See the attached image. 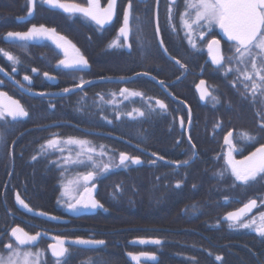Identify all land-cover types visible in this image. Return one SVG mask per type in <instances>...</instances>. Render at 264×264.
Instances as JSON below:
<instances>
[{
  "label": "trees",
  "instance_id": "obj_1",
  "mask_svg": "<svg viewBox=\"0 0 264 264\" xmlns=\"http://www.w3.org/2000/svg\"><path fill=\"white\" fill-rule=\"evenodd\" d=\"M8 23L9 27L0 28V45L3 43L2 35L17 25ZM77 31L73 27L68 37L73 41L80 39ZM192 55H195L194 59L199 58L197 54ZM225 55L227 58L230 53ZM153 60L164 61L158 51L153 53ZM187 60L189 58L181 61ZM223 63L224 67H202L199 78H194V74L189 72L195 68H188L187 75L169 86L177 102L169 103L165 114L151 105L153 97L158 95V88L153 82L146 84L147 91L141 89L148 100L137 98L132 100L131 105L129 101L104 96L102 87L98 86L94 91L100 96L91 94L85 99L73 97L55 100L23 99L7 87L6 91L23 103L27 110L31 111V108L25 105L26 101L32 103L33 109L41 108V111L37 121L31 123L36 128L20 137L17 136L18 128H15L17 123H14V127L12 122L5 124L0 121V127L5 126L4 131L0 130L1 141L44 142L53 136L63 140L74 137L90 142L88 146L95 149V155L91 154L93 157H98V148L103 146L100 150L105 155L100 157L104 160L95 163L97 167H93V163L72 170L74 174L96 172L93 181L97 185L96 199L103 208L81 218L88 227L87 231L77 230L68 236L87 238L91 233L93 238L102 239L105 243L98 248H72L67 264H131L125 252L155 253L156 261L153 264H264V237L254 231L230 229L227 222L221 221V217L237 204L257 198L256 194L263 187L259 177L247 185L235 182L224 163V137L230 131L233 133L235 158H241L264 144L261 117L257 114L258 110L264 109L260 104L251 102L250 94L247 99L242 96L246 90L236 79L235 71L225 73L228 67L235 69L236 62L229 64L225 59ZM240 67L243 68V65ZM170 71L171 74L174 72L171 68ZM112 73L96 62L89 71V77L103 78ZM154 75L169 78L157 72ZM198 79L205 82L211 93L204 102L200 101L196 92ZM96 81L102 80L93 82ZM213 96L216 100L212 99ZM132 108L141 110L144 115L128 116L127 112ZM183 111L187 114L190 112L192 119L186 135L178 130L175 119ZM166 114L169 116L165 117L169 132H164L167 129L162 127L163 115ZM243 132L250 133L256 139H244L241 135ZM65 145L61 143L56 151ZM131 146L141 147L163 159L142 166L117 164L119 153L129 152ZM67 156H70L68 152H57L48 157L58 159ZM185 160L187 164L183 163ZM176 161L181 163H174ZM104 164L111 167L102 172L100 168ZM49 170L48 176L43 179L35 175L37 171L34 169L30 171L16 167L8 185L20 194L22 189L27 190L30 195L23 198L33 209L38 203L36 200L41 198L45 210L60 215L57 207L63 200L60 184L66 182L60 180V174L70 171L57 170L55 164ZM18 172L21 175L18 176ZM2 184L4 181H0V189ZM11 199L0 196V233L10 222L7 211L2 208V201L11 209ZM135 238H155L161 240V244H127ZM217 255L222 260H216ZM46 264H52L49 257Z\"/></svg>",
  "mask_w": 264,
  "mask_h": 264
},
{
  "label": "flooded vegetation",
  "instance_id": "obj_2",
  "mask_svg": "<svg viewBox=\"0 0 264 264\" xmlns=\"http://www.w3.org/2000/svg\"><path fill=\"white\" fill-rule=\"evenodd\" d=\"M67 2H75L84 6L87 5V0H67ZM128 3L129 0H117L116 13L113 17V20L103 26H99L94 21L83 17V15L80 13L69 14L62 12L57 8H52L47 4L41 3V0H36L33 17L28 18L27 22H23L17 18L27 15L26 0H0V28H6L5 26L9 27L10 24L8 22L17 24L16 26H12V29H8L2 35L1 39L3 43L0 45V49L11 52L20 60V63L16 65L17 70L13 71V65L11 62H9L6 57L0 54V59L2 60L0 62V68L3 69V71H0V81H3V84L0 86V90H3L8 95H10L6 91L7 87H9L11 90L23 97V99L25 97L30 99L43 98L48 100L73 97H82V99H85L91 94L94 96H100V93L94 91L96 88L95 86H98L102 87L101 91L103 92L104 96L112 97L114 99H118L119 101H129V104L131 105L132 100H136L137 98L148 100V96L144 95L143 92H141V89L142 91H147L146 84L148 85L149 82H153L158 88V95L153 97V103L151 105H153L157 111L163 112L165 114L168 111L169 103L177 102V100L174 99V96L170 93L169 86L181 77L187 75L188 68H195V70L189 72L190 74H194V78H199L202 75V71L200 70L202 67L207 66L212 68L218 66L212 62V56L208 50L209 41L213 39L220 41V51L223 56L225 53H230L229 56L234 54L233 51H231V49L234 48L233 43L227 40V37L223 35L222 31L217 26H213L210 31L207 28L195 29L192 39L195 41L196 47H193L192 44L189 43L188 36L180 19L181 13L185 10L184 0H176L174 4L172 3V0H158V2L157 0H132L130 32L127 42L125 43L124 37L119 36V28L122 26L123 11L127 7ZM106 4L107 0H101L102 6H105ZM169 9H171V20L169 19ZM137 17H139V19H137ZM157 24L159 26V33L156 31ZM32 25H44L49 29L54 28L56 33L66 37L72 42V44L76 46V48L80 50V54H82L87 59L88 65L86 67L80 66L77 68H69L65 67L64 65H60L59 61L65 59L64 52H61L48 40H43L39 43L30 41L14 43L11 41L5 42L3 40V36L8 32L27 31ZM173 25H175V27H173ZM73 27L78 30L77 32L81 37L75 41L68 37V32H73ZM201 30L205 32L204 37L199 36V32ZM116 39H119L120 44L124 46L109 47L111 42ZM159 40H163L162 46L164 49H167L166 53L170 57H167L162 51ZM127 45H131V47H128ZM15 49H17L18 52L16 51L15 53ZM156 51L162 55L164 61L153 60V53ZM192 54H197L199 58L194 59L195 55ZM71 55H74V53L70 49L69 56ZM186 58H189V60L186 62L181 61L182 59ZM177 61H179V63H177ZM96 62L97 65H103L105 70L113 72V75L103 78L89 77V71L94 65H96ZM33 68L37 69L38 71L32 72L31 69ZM170 68L174 70L175 73L173 72L171 74ZM127 70H129V75H127ZM45 72L49 73L53 79L49 80L47 77H45L43 75ZM154 72L161 74L162 77L165 76L169 78H159L157 75H154ZM176 72H179V75H176ZM25 75L31 78V83L23 79ZM81 79L84 81H90V83H87L82 87H76V85L80 84ZM98 79H101L102 81L93 82ZM16 81H19L20 85H23V87L21 88L20 85L16 83ZM161 81H163V83H161ZM200 81L201 79L197 80L196 86ZM65 88L77 89L62 96H53L54 94L63 92V89ZM121 89H129L131 91L140 92L142 95L131 96L125 94L122 96L120 95ZM148 89L151 91V88ZM29 92L36 94L45 93V95H32ZM158 100L163 101L164 104L167 105V108L161 109L156 103ZM21 104L24 106L23 103ZM25 105L31 108V111L25 108L29 112V116L21 118L18 121H12L14 127L16 123L18 124L15 127L18 128L17 131H19L17 134L18 137L22 136L31 129L36 128L35 126L31 125V123L37 121V117L40 116L41 108L33 109L32 103L28 101L25 102ZM134 110L135 109L132 108L127 113L132 112L133 116H138ZM183 112H181L179 115L177 114L175 119L178 130L184 132L186 135L187 128L190 126L191 122H189V112L188 114ZM165 117H169L168 114L163 115L162 127L163 129H167V131L164 132H169L170 127L165 123ZM181 118H183L184 121L183 126L180 122ZM8 121H11V117H8ZM3 128H5V126L1 125L0 130L4 131ZM44 144L45 141L41 142L39 140L34 142H8L0 140V181H4V184L1 185L0 196L11 197V202L13 203V207L9 209L5 202L2 201V208L7 211L10 222L7 224L6 229L0 233L2 234L0 235V250H4V254L7 253V251L4 249V245L9 243L10 239H12L9 235L10 230L19 226L30 234H35L37 232L42 234V236L34 245L23 246V249L31 250L33 252H35L37 249L46 250L44 252L43 259L46 261L49 257L52 264H54V258L51 255V251L48 249V245L55 242L53 237L60 236L65 238V246L69 247V251L72 248H98L102 246L97 244H71V241L77 237H69L70 235L68 236V234L76 232L77 230H81L83 232L87 231L88 227H86L85 223L82 222L81 218L89 214H72L67 208V202L69 200L64 199L57 206L61 212L60 215L56 216L69 219L67 223L50 222L22 213L15 205V195L19 192L17 189L10 187L8 182L9 180L13 179L16 167L20 169L23 168V170L29 169L30 171L34 169L37 171V174L35 175H39L41 178L46 179L49 174L48 171H50L49 168H52L53 164L56 165L57 170L60 169L63 172L70 171L69 173L61 172V181L67 182L74 180V177L80 176L81 174H86L88 171L81 174H74L72 173V170L76 168H84V165L102 163L104 158L100 156L105 154L102 155L101 152L103 151L100 150L101 148H98V157H93V160L89 161L87 159V155L80 156L79 158L77 157L76 154L81 152V148L78 145L66 144L65 147L60 148L63 149V151H56L58 148H48L46 151H41V145ZM57 152H68L72 160L79 159L83 162L76 164L69 163L65 165L63 163V159L65 157L58 159L48 157L54 155ZM123 153H126L129 156L140 157L141 163L139 164L131 163V161L126 162V164L134 166H142L144 163H147L148 165L152 162L160 160V157H157L149 151L137 146H131L129 152ZM92 155H95V152L92 153ZM33 156L36 157L35 160L32 159ZM119 157L120 153L116 158L117 164H120ZM17 170L19 171V169ZM19 175L21 174L18 172V176ZM259 178L261 179L260 185L263 187L256 194L257 198H249L237 204L235 208L230 209L229 211L237 209L242 204H245L251 199H256L257 207L254 208L250 214H247L245 219H251L254 216L258 219V214L260 212H264V204H261V201L264 200V177ZM93 181L94 179L88 184V187L92 186ZM83 185L84 182L81 180L78 190H73L75 197L78 198V193H82L84 191ZM62 186L63 185L60 184L61 191L63 189ZM20 192V197L25 201V203L29 205L30 203H28L23 197L24 195L29 196L30 194L25 189H22ZM36 202L38 203H35V209L29 205L33 210L42 211L46 214H52L49 213L48 210H45L46 208L41 198H38ZM50 205L53 206L52 203H50ZM227 223L229 225L230 222ZM229 228L252 231L251 229L239 227L229 226ZM88 236L89 237L87 238H80L87 240H102L93 238L91 233ZM126 254L127 252H125V256ZM141 264H153V262L141 261Z\"/></svg>",
  "mask_w": 264,
  "mask_h": 264
},
{
  "label": "snow or ice",
  "instance_id": "obj_3",
  "mask_svg": "<svg viewBox=\"0 0 264 264\" xmlns=\"http://www.w3.org/2000/svg\"><path fill=\"white\" fill-rule=\"evenodd\" d=\"M175 2L176 0H172L173 4ZM184 2L185 10L181 13L180 19L188 36L189 43L192 44L193 47H196V43L192 39L195 29L207 28L210 31L213 26H217L222 31L223 35L227 37V40L233 43L234 48L231 49V51H233L234 54L225 58L220 51V41L213 39L208 43V50L212 56V62L219 67H224L223 62L225 59H227L229 64L235 61L237 65L235 69L228 67L225 69V73L227 74L235 71L237 73L236 79L240 81L246 90L242 96L247 99L250 94L251 102L253 104H260L262 109H264V0H184ZM41 3L47 4L52 8L63 9L64 12L69 14L80 13L86 19L94 21L99 26H103L113 20L116 13L117 0H107L105 6L101 5V0H87L86 6L75 2H67V0H41ZM26 4L27 15L17 18L23 22H27L28 18L33 17L36 0H26ZM131 16L132 0H129L127 7L123 11L122 26L119 28V36L124 37L125 43L127 42L130 32ZM171 18V9H169V19L171 20ZM137 19H139V17H137ZM173 27H175V25H173ZM156 31L159 33L158 24ZM199 36L204 37L205 32L201 30ZM39 38L52 39L58 48L63 49L65 59L59 61L60 65L69 68L86 67L88 65L87 59L80 54V50L66 37L56 33L54 28L49 29L44 25H32L27 31L8 32L4 37L5 40L14 43L27 42ZM160 43L163 45V40H161ZM112 46L124 45H121L119 39H116L109 45V47ZM127 46L131 47V45ZM70 49L74 55L69 56ZM165 51H167V49H165ZM0 54L11 62L13 71H16V65L20 63L19 58L4 49H0ZM177 63H179V61H177ZM240 65H243V68H241ZM0 71H3V69L0 68ZM31 71L37 72L38 70L33 68ZM43 75L49 80L53 79L47 72ZM23 79L31 83V78L29 76L25 75ZM16 83L20 85L19 81H16ZM87 83H90V81L81 79L80 84L76 85V87H82ZM161 83H163V81H161ZM235 83L236 80L233 81V84ZM0 84H3V81H0ZM204 84L205 82L201 81L200 85H197V88L200 90L201 99L211 95L207 88L202 87ZM20 87L22 88L23 85H20ZM69 91H71L69 88L63 89L65 93ZM125 94L131 96L142 95L140 92L121 89L120 95L123 96ZM39 95L43 96L45 93H40ZM0 98H7L8 100V103L0 102V121H4L5 124H8L12 121H18L21 118L29 116V112L19 100L12 99L3 91H0ZM212 99L216 100V97L213 96ZM156 103L161 109L167 108V105L164 104L163 101L158 100ZM134 111L137 115H144V112L139 109H135ZM132 114V112L127 113L128 116H132ZM257 114L261 117L260 127L264 130V111L258 110ZM8 117H11V121H8ZM105 119L107 118L105 117ZM180 122L183 126V118H181ZM189 122H191L190 112ZM241 135L244 139L249 141L256 139L255 136H252L248 132H243ZM232 136L233 133L231 131L228 132L224 137V142L229 146L226 161L227 167L231 170V175L234 177L235 181L240 182L242 185H247L250 182H254L258 177H264V144H261L254 152L250 153L242 160H236L232 155V153L236 151L235 145L232 143ZM61 143L80 146L81 152L76 154L77 157L79 158L80 156L87 155L89 161L93 160L91 154L95 152V149L88 147L90 142L74 137H68L66 140H63L59 136H53L51 139L46 140L44 145H41V151H46L48 148H58ZM193 147H195V145H193ZM101 149H103L102 145ZM60 150L63 151V149ZM101 154L103 155L104 153L101 152ZM153 155L156 154L154 153ZM32 159L35 160L36 157L33 156ZM160 159H163V157H160ZM128 161L134 164L141 163L139 156H129L126 153H120V165L127 166L126 162ZM82 162L83 161L79 159L72 160L71 156L63 159L65 165ZM174 163L179 164L181 162L176 161ZM183 163L187 164L188 161L185 160ZM93 167H97V165L94 163ZM110 167V164H104L103 167L100 168V171H107ZM222 174L223 173H221V175ZM95 176L96 172L89 171L86 174H81L77 179L70 180L63 185V195L69 196L71 191L74 189L78 190L81 180L84 182V191L78 193V198L73 196L69 199L67 202L68 209L79 211L81 208H103V205L95 199L92 194L95 184L93 183L91 187H88V182L92 181ZM177 187H179V182H177ZM225 199L228 198L226 197ZM16 202L29 211H33V209L20 197L19 193L16 194ZM261 204H264V200L261 201ZM256 207L257 200L251 199L248 203L244 204L241 209L227 213L226 219L230 222L229 226L251 229L261 237H264V212L258 214V219L255 216L251 219H245L247 213L251 212L252 209ZM40 215L47 214L41 212ZM9 235L12 239H10L9 243L4 245L7 255L4 254V250H0V264H46V261L43 259L46 250L37 249L33 252L23 249V246L34 245L42 236L40 232L30 234L23 228L17 226L10 230ZM53 240L55 242L49 244L48 249L51 251V255L54 258V264H67V260L71 253L69 247L65 246L66 239L57 236L53 237ZM138 242L140 244H161V240L159 239H139ZM104 243L103 240H87L80 237L71 241L72 245H103ZM128 256L131 257L136 264H141L142 257L153 260L156 258L155 253L149 252H129ZM215 259L222 260V257L217 255Z\"/></svg>",
  "mask_w": 264,
  "mask_h": 264
},
{
  "label": "water",
  "instance_id": "obj_4",
  "mask_svg": "<svg viewBox=\"0 0 264 264\" xmlns=\"http://www.w3.org/2000/svg\"><path fill=\"white\" fill-rule=\"evenodd\" d=\"M58 10L63 11V9H60V8H57ZM6 36V34L3 36V40L5 42H8V40H5L4 37ZM43 40H48L50 41L52 44L55 45V47L57 49H59L61 52H64L63 49H60L56 46V43L52 40V39H49V38H39V39H36V40H30V42H41ZM159 44L162 48V51L165 53V55L167 57H170L165 49L163 48V46L161 45L160 43V40H159ZM70 51V50H69ZM103 80H109V79H103ZM203 81V80H201ZM200 81V82H201ZM200 82L197 84V85H200ZM2 84H0L1 86ZM202 87H205L206 88V85L204 84ZM77 88H74V89H71V91L65 93V92H61V93H58V94H54L53 96H62V95H65V94H68L70 92H73L74 90H76ZM196 89H197V93H198V97L200 99L201 102H204L206 97L204 99H201V94H200V90L197 88L196 86ZM0 91H3V90H0ZM5 92V91H3ZM30 94L32 95H39V94H36V93H32V92H29ZM9 97H11L10 95H8ZM12 99H14L13 97H11ZM15 100V99H14ZM161 101V100H159ZM0 102H3V103H8V100L7 98H0ZM223 144H224V163L226 164L227 166V153H228V150H229V146L227 144H225V142L223 141ZM258 148V147H257ZM256 150V148L254 150H252L251 152H249L248 154H246L245 156L241 157V158H235L236 160H242L244 157L248 156L250 153L254 152ZM232 155L234 156V154L232 153ZM235 157V156H234ZM230 170V169H229ZM231 171V170H230ZM91 181L88 182V184L90 183ZM96 192H97V185L95 184V188L93 189V196L95 197L96 199ZM17 194V193H16ZM248 203V202H246ZM245 203V204H246ZM15 205L16 207L18 208L19 211H21L22 213H25V214H28L30 216H33V217H37V218H40V219H44L46 221H50V222H55V223H67L69 221V219H65V218H62V217H59V216H56V215H52V214H47V215H40V213L42 211H37V210H33V211H29L28 209L24 208L22 205H20L19 203L16 202V195H15ZM244 206V204H242L240 207H238L237 209L235 210H232V211H229V212H235L239 209H241L242 207ZM102 208H95V209H92V208H81L79 211H76V212H73L72 210L69 209V212H71L72 214L74 213L75 215H79V214H90V213H95L97 210H100ZM253 210V209H252ZM229 212H226L222 217H221V221H224V222H229L227 219H226V216H227V213ZM252 212V211H251ZM251 212L247 213V214H250ZM44 213V212H43ZM55 217V219H54ZM139 239H143V238H137V239H133V240H130L128 241V244L129 245H155V244H152V243H145V244H140L138 241ZM151 239H155V238H147L145 240H151ZM126 257L128 258V260L132 263V264H136L135 261H133L131 259V257L128 256V253L126 254ZM141 261L143 262H147V261H152V262H155L156 261V258L153 260V259H148V258H145V257H142L141 258Z\"/></svg>",
  "mask_w": 264,
  "mask_h": 264
},
{
  "label": "rangeland",
  "instance_id": "obj_5",
  "mask_svg": "<svg viewBox=\"0 0 264 264\" xmlns=\"http://www.w3.org/2000/svg\"><path fill=\"white\" fill-rule=\"evenodd\" d=\"M223 153H224V152H223ZM233 154H234V152H233ZM67 157H69V156H67ZM77 178H78V176H77V177H74V180L77 179ZM67 182H68V181H67ZM67 182H66V183H67ZM64 184H65V183H64ZM64 184H63V185H64ZM62 188H63V186H62ZM63 191H64V189H62V191H61V193H62V198H63L64 200H69L71 197L74 196V193H73V192L75 191V189H74V191H71V192H70V195H69V196H64V195H63ZM5 255H7V253H6Z\"/></svg>",
  "mask_w": 264,
  "mask_h": 264
}]
</instances>
